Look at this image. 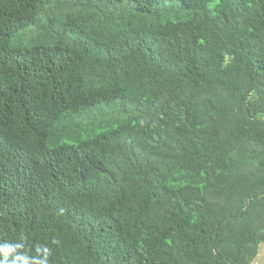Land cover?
<instances>
[{"label": "trees", "instance_id": "obj_1", "mask_svg": "<svg viewBox=\"0 0 264 264\" xmlns=\"http://www.w3.org/2000/svg\"><path fill=\"white\" fill-rule=\"evenodd\" d=\"M264 0H0V264H254Z\"/></svg>", "mask_w": 264, "mask_h": 264}, {"label": "rangeland", "instance_id": "obj_2", "mask_svg": "<svg viewBox=\"0 0 264 264\" xmlns=\"http://www.w3.org/2000/svg\"><path fill=\"white\" fill-rule=\"evenodd\" d=\"M254 264H264V243L260 247L258 257L256 258Z\"/></svg>", "mask_w": 264, "mask_h": 264}]
</instances>
